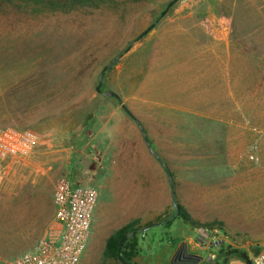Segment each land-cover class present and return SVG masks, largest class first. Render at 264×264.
<instances>
[{"label": "rangeland", "instance_id": "rangeland-1", "mask_svg": "<svg viewBox=\"0 0 264 264\" xmlns=\"http://www.w3.org/2000/svg\"><path fill=\"white\" fill-rule=\"evenodd\" d=\"M7 126L37 148L0 191V264L49 234L62 175L100 195L79 264H123L131 223L128 264H264V0H0Z\"/></svg>", "mask_w": 264, "mask_h": 264}, {"label": "built area", "instance_id": "built-area-1", "mask_svg": "<svg viewBox=\"0 0 264 264\" xmlns=\"http://www.w3.org/2000/svg\"><path fill=\"white\" fill-rule=\"evenodd\" d=\"M37 148L36 137L16 127L0 128V191L9 167L30 158ZM99 192L91 185L60 176L53 186L54 226L32 251L2 264H79L92 233Z\"/></svg>", "mask_w": 264, "mask_h": 264}, {"label": "trees", "instance_id": "trees-1", "mask_svg": "<svg viewBox=\"0 0 264 264\" xmlns=\"http://www.w3.org/2000/svg\"><path fill=\"white\" fill-rule=\"evenodd\" d=\"M179 216L185 218L186 215L180 208ZM134 225L135 223H131L122 229H120L116 234H114L112 237H110L106 242V249H105V255L106 257L111 258H117L118 257V248L119 243L122 239H124V245L122 246V252L121 257L126 260V262H129L130 258L134 255L128 251L134 250L137 246V239H129V235L134 233ZM136 237V236H135Z\"/></svg>", "mask_w": 264, "mask_h": 264}, {"label": "water", "instance_id": "water-1", "mask_svg": "<svg viewBox=\"0 0 264 264\" xmlns=\"http://www.w3.org/2000/svg\"><path fill=\"white\" fill-rule=\"evenodd\" d=\"M100 86H101V81H100ZM97 91H98V92H101L100 87L97 89ZM107 95H109V96H114L115 98L119 99V97H118L116 94L112 93V92L108 93ZM146 141H147V143L149 144V141H148L147 138H146ZM149 146H150V148L152 149V147H151L150 144H149ZM154 154H155V153H154ZM165 168H166V171H167V174H168L169 178L172 179V175H171L170 171L167 169L166 166H165ZM173 202L175 203V195H174V194H173ZM123 243H124V239H122V240L120 241V243H119V248H118V258H119V260H120L123 264H128V263L126 262V260H124V259L121 257V252H122V246H123Z\"/></svg>", "mask_w": 264, "mask_h": 264}, {"label": "flooded vegetation", "instance_id": "flooded-vegetation-1", "mask_svg": "<svg viewBox=\"0 0 264 264\" xmlns=\"http://www.w3.org/2000/svg\"><path fill=\"white\" fill-rule=\"evenodd\" d=\"M193 259L190 257V253H188L186 250L178 252V254L175 256L173 261H181V262H187Z\"/></svg>", "mask_w": 264, "mask_h": 264}, {"label": "crops", "instance_id": "crops-1", "mask_svg": "<svg viewBox=\"0 0 264 264\" xmlns=\"http://www.w3.org/2000/svg\"><path fill=\"white\" fill-rule=\"evenodd\" d=\"M75 182V181H74ZM77 184H81V183H78V182H76ZM82 185H85V184H82Z\"/></svg>", "mask_w": 264, "mask_h": 264}]
</instances>
